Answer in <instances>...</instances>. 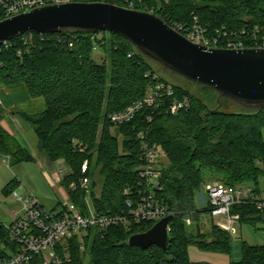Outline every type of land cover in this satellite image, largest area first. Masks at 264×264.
Returning <instances> with one entry per match:
<instances>
[{
    "label": "trees",
    "instance_id": "16d2710c",
    "mask_svg": "<svg viewBox=\"0 0 264 264\" xmlns=\"http://www.w3.org/2000/svg\"><path fill=\"white\" fill-rule=\"evenodd\" d=\"M102 1L127 6L125 0ZM129 1L135 3L136 9L152 11L170 25L191 26L197 18L209 34H222L218 42L222 48L227 47V39L240 38L246 47L255 45V35L259 41L264 40V0ZM256 27L260 29L258 33ZM30 34L32 39L26 40ZM99 34L103 35L101 39ZM95 43L108 49L109 65L93 58ZM154 73L174 86V97L189 95L191 106L171 114L167 105L174 97L168 96L158 106L145 105L132 121L114 125L109 113L143 98ZM187 84L202 86L206 91L204 99L189 92ZM0 87L24 88L32 97L44 98L43 111L23 113L22 117L35 129L40 149L51 161L62 160L68 168L62 178L66 188L80 179L82 164L89 161L86 175L91 180L97 211L128 212L124 189L132 186L136 191L140 180L141 132L167 158L166 163L159 158L161 176L159 187L154 189L173 215L167 248L128 245L132 234L148 231L155 222L116 224L104 231L91 229L85 251L80 249L78 237L70 240L72 264H215L191 261L188 248L196 245L202 250H230L231 234L217 225L212 224L206 233L199 226L191 231L189 226L198 220L200 212L208 211L207 207H198L208 181L264 185V108L249 109L221 98V107L212 113L219 105L218 92L164 71L126 38L105 31H29L10 40V46L2 45L0 50ZM0 154L9 156L11 165L31 159L29 152L1 126ZM96 170L103 179L101 185L95 179ZM86 193L69 191L71 199L82 208ZM232 211L240 213L242 222L264 221V211L249 204L234 206ZM187 217L192 218V224L186 223ZM243 253L240 261L228 264H264V245L245 242ZM29 264L43 263L37 256Z\"/></svg>",
    "mask_w": 264,
    "mask_h": 264
},
{
    "label": "built area",
    "instance_id": "2783aa9c",
    "mask_svg": "<svg viewBox=\"0 0 264 264\" xmlns=\"http://www.w3.org/2000/svg\"><path fill=\"white\" fill-rule=\"evenodd\" d=\"M74 0H0V21L30 11L36 7L49 4H61ZM102 1V0H95ZM125 7L136 9L135 3L125 0ZM152 12V11H149ZM170 25V24H169ZM188 39L195 43L209 47H219L218 42L222 34L217 31L209 34L197 18L191 26L181 24L171 25ZM260 31L256 27L255 33ZM224 32V36H226ZM30 34L29 38L32 39ZM254 46L264 48V40L259 41L254 36ZM10 46V40L4 41L1 46ZM72 45V44H71ZM226 48H245V41L240 38L227 39ZM95 43L94 50L97 49ZM151 73L147 74L150 76ZM152 82L145 96L128 107L110 112L109 120L114 125H121L132 121L135 115L145 106H158L165 97H174L175 88L171 83L160 79L158 73L152 75ZM191 106V97L184 95L182 98L174 97L167 105L168 112L176 114L180 110ZM142 140L143 163L138 167L140 180L136 191L132 186L125 187L126 205L128 212L112 214L97 211L94 207L91 194V180L86 175L89 161L82 164V176L73 181L66 188L67 196L63 199L58 209H48L43 206L36 194L29 192L20 198L23 205L21 212L14 219L4 221L0 218V264H29L37 256L41 257L43 264H72L70 240L78 237L80 249L85 251V239L91 229L106 230L116 224L130 225L133 222L150 221L158 222L172 214L170 210L156 197L155 188L159 187L161 168L159 157L161 150L156 143H150L144 132L139 134ZM7 159H10L7 156ZM62 178L68 173V168H62ZM79 190H86L85 208L74 202L69 194ZM206 197L200 199L201 205H206L212 217H222L218 227L231 234L236 231L235 223L241 220L240 213L233 212L237 205H252L264 211V189L252 183L229 185L219 180L208 181L204 185ZM188 225L193 223L187 217ZM170 228V226H169Z\"/></svg>",
    "mask_w": 264,
    "mask_h": 264
},
{
    "label": "water",
    "instance_id": "95a60500",
    "mask_svg": "<svg viewBox=\"0 0 264 264\" xmlns=\"http://www.w3.org/2000/svg\"><path fill=\"white\" fill-rule=\"evenodd\" d=\"M117 33L164 71L218 92L220 99L245 108H264V48H222L195 43L153 12L105 1H71L36 7L0 21V45L29 31ZM173 215L148 231L129 237L128 245L167 248Z\"/></svg>",
    "mask_w": 264,
    "mask_h": 264
},
{
    "label": "crops",
    "instance_id": "0c3cea01",
    "mask_svg": "<svg viewBox=\"0 0 264 264\" xmlns=\"http://www.w3.org/2000/svg\"><path fill=\"white\" fill-rule=\"evenodd\" d=\"M35 102L36 98L27 89L0 87V126L31 155V159L11 165L10 159L0 154V218L4 221L14 219L21 212L23 205L20 198L29 192L36 194L48 209H58L67 196L60 171L64 167H56L48 154L40 149L35 129L22 117L23 113L35 114L40 111V106H33ZM35 171L44 178L41 177L46 186L52 188L54 196L45 195V188L37 184L34 178L37 176Z\"/></svg>",
    "mask_w": 264,
    "mask_h": 264
},
{
    "label": "rangeland",
    "instance_id": "374dc122",
    "mask_svg": "<svg viewBox=\"0 0 264 264\" xmlns=\"http://www.w3.org/2000/svg\"><path fill=\"white\" fill-rule=\"evenodd\" d=\"M103 37L102 34L98 35V38L101 39ZM108 49L99 46L96 50L93 52V58L96 62L102 63L106 61V63L109 65V56H108ZM185 88L191 92L193 95H195L198 99H204V95L206 93L205 89H203L202 86L197 84H187L185 85ZM36 101L33 106L37 108L40 106V111H43L46 107V103L44 98L37 97ZM227 108H231L232 105H226ZM160 161L166 163L167 158L165 154L161 152L160 154ZM55 166L59 167H65V164L61 161L55 162ZM66 168V167H65ZM98 170V169H97ZM96 170V177L95 179L98 181V183L102 184V178L99 176V171ZM39 173L41 170H38ZM36 173V182L37 184H40V186L44 187L45 195L54 196V192L52 188L50 189L48 186H46L45 182L42 180V176H40L37 171ZM39 176V177H38ZM42 177V178H41ZM44 179V178H43ZM261 188L264 189V185H261ZM97 195L100 193V186L96 189ZM202 199L206 197V193L203 190L201 193ZM198 207L200 210L202 208H205L206 205H201L200 200L198 202ZM220 220H223L222 217H212L208 211H202L199 213L198 220L195 219L192 226H189V229L191 231H196L198 226L200 227L201 231L203 233H206L210 231V227L212 224L217 225ZM236 231L231 232V243H230V250L228 252H219V251H209V250H202L196 245H191L188 248V255L191 261L194 262H209V263H215V264H228L232 261H240L243 258V246L244 243H248L251 245H264V221L257 220L256 222H242L238 221L235 223ZM90 257L87 256V262H89Z\"/></svg>",
    "mask_w": 264,
    "mask_h": 264
}]
</instances>
